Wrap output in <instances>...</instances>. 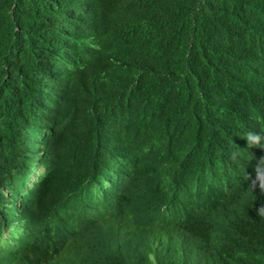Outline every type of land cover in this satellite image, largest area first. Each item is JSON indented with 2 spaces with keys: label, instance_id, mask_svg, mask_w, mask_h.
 Returning <instances> with one entry per match:
<instances>
[{
  "label": "trees",
  "instance_id": "trees-1",
  "mask_svg": "<svg viewBox=\"0 0 264 264\" xmlns=\"http://www.w3.org/2000/svg\"><path fill=\"white\" fill-rule=\"evenodd\" d=\"M262 182L264 0H0V264H264Z\"/></svg>",
  "mask_w": 264,
  "mask_h": 264
},
{
  "label": "bare ground",
  "instance_id": "bare-ground-1",
  "mask_svg": "<svg viewBox=\"0 0 264 264\" xmlns=\"http://www.w3.org/2000/svg\"><path fill=\"white\" fill-rule=\"evenodd\" d=\"M92 48H93V47H92ZM255 135H256V134H255ZM255 142H256V141H254V143H255ZM252 143H253V142H252ZM256 144H257V143H255V145H256ZM250 145L252 146V144H250ZM253 147H254V144H253ZM252 159H253V158H252ZM254 159H255V158H254ZM250 162L252 163L253 160H252V161L250 160ZM249 165H250V163H249L247 166H249ZM184 168H185V167H184ZM246 168H247V167H246ZM256 169H257V168H255V170H256ZM241 170H243V169H241ZM244 170H245L246 173H247V170H246L245 168H244ZM221 171H222V170H221ZM239 172H242V171L239 170ZM243 172H244V171H243ZM244 173H245V172H244ZM237 174H238V173H237ZM237 174H236V175H233L232 177H234V176L236 177ZM240 174H241V173H239L238 175H240ZM242 175H244V174L242 173ZM252 175H253V174H252ZM256 175H257V174H256ZM258 175H259V174H258ZM259 176H260V175H259ZM232 177H231V178H232ZM235 177H234V178H235ZM236 178L238 179V178H240V177L238 176V177H236ZM228 180H229V179H228ZM228 180H226V181H228ZM235 180H236V179H235ZM235 180H234V181H235ZM250 181H252V180H250ZM222 183H223V182H222ZM249 183H250V182L248 181L246 184H249ZM220 184H221V183H220ZM223 185H224V184H223ZM224 186H225V185H224ZM244 186H245V185L242 184V187H244ZM238 187L240 188V186H238ZM242 189H243V188H242ZM200 190H202V191L205 192L206 189H200ZM200 190H198L197 193H201V192H199ZM240 190H241V188H240ZM195 193H196V191H195ZM195 193H194V194H195ZM197 193H196V194H197ZM192 194H193V193H192ZM190 201H191V199L189 200V202H190ZM189 202H188V203H189ZM186 203H187V202H186ZM189 204H190V203H189ZM186 206H187V204H186ZM188 206H189V205H188ZM221 207H222V206H221ZM172 208H173V207H172ZM170 211H171V209H170ZM173 212H174L176 218H178V217L181 216V214H182V211H177V210H175V209H174ZM171 213H172V212H171ZM202 213H203V212H202ZM202 213H201V214H202ZM227 213H228V212H227ZM199 214H200V213H199ZM201 214H200V216L205 215V217L203 216L204 219H205L207 213H204V214H202V215H201ZM209 214H210V213H209ZM212 215H213V213H212ZM173 216H174V215H173ZM203 217H202V218H203ZM208 219H209V218H208ZM156 220H157V219H156ZM161 220H162V219H161ZM149 222H150V221H149ZM153 222H155V221H153ZM153 222H152V223H153ZM220 229H222V228H220ZM92 253H93V252H92ZM217 256H218V255H217ZM85 258H86V257H85ZM53 261H54V260H53ZM114 261H115V260H114ZM218 262H219V260L217 261V263H218ZM49 263H50V262H49ZM53 263H54V262H53ZM56 263H57V262H56ZM219 263H220V262H219Z\"/></svg>",
  "mask_w": 264,
  "mask_h": 264
},
{
  "label": "clouds",
  "instance_id": "clouds-1",
  "mask_svg": "<svg viewBox=\"0 0 264 264\" xmlns=\"http://www.w3.org/2000/svg\"><path fill=\"white\" fill-rule=\"evenodd\" d=\"M261 187L264 188V182H262Z\"/></svg>",
  "mask_w": 264,
  "mask_h": 264
}]
</instances>
